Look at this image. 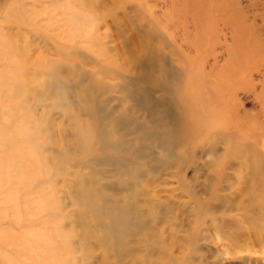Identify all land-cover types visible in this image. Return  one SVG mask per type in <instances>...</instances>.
Returning a JSON list of instances; mask_svg holds the SVG:
<instances>
[{
    "label": "rangeland",
    "instance_id": "rangeland-1",
    "mask_svg": "<svg viewBox=\"0 0 264 264\" xmlns=\"http://www.w3.org/2000/svg\"><path fill=\"white\" fill-rule=\"evenodd\" d=\"M133 33L164 58L148 82L128 53L140 47L121 54L115 40ZM164 66L176 74L170 90ZM80 71L111 85L93 93L99 106ZM113 110L170 143V157L134 160V181L100 161L113 153L98 156L92 114ZM130 129L116 143L131 147ZM248 146L264 155V0H0V264H264V194L244 181ZM84 177L132 185L134 195L102 192L142 226L120 259L76 217Z\"/></svg>",
    "mask_w": 264,
    "mask_h": 264
},
{
    "label": "bare ground",
    "instance_id": "bare-ground-1",
    "mask_svg": "<svg viewBox=\"0 0 264 264\" xmlns=\"http://www.w3.org/2000/svg\"><path fill=\"white\" fill-rule=\"evenodd\" d=\"M131 38L132 39L130 41H128V39L127 41L121 40L120 38H117L115 40L116 41L118 40L117 43L121 51V54H124L125 52L124 48L129 43H133L138 47H140L138 55H135L132 51L128 53H130V55L132 56V59H130L131 62L136 63V68L139 73V75H137V79L139 77V80L147 81L149 78L145 76V72H147L146 70L149 69V66L154 61L164 60V58L160 57L158 53L153 50H150L151 57H148L149 54L148 50L144 49L145 46L144 44L139 43V37L133 33V36ZM144 54H147V56H145ZM106 71H110V70L104 67L103 69H100L98 73L106 77L103 74ZM110 72L114 73L113 71ZM80 75L82 76L83 81L88 82V85L85 87L83 91V93L88 96L86 101L92 104L91 105L92 107L99 106V103L96 104V101L98 100L95 97H93V93L100 94V93L109 92L111 90L110 87L111 85L106 84L105 82L101 81L96 75L89 74L86 71H80ZM162 78H163V82L162 85H160V87L163 88V90H168V89L170 90L175 79H177L175 72H173L172 70L171 72L168 71L166 66H164ZM133 83L136 84L135 82ZM145 87L149 89L147 85ZM147 95L150 100H153L150 92L147 91ZM164 98L166 97L164 96ZM122 101H124V99H122ZM141 102L142 101L138 100L137 104H140ZM147 102L148 101H145V103L143 104H146ZM118 110L105 112L100 119L97 117L99 116L101 111L99 112L98 116H96L94 113L92 114L91 119L92 121H95V124L97 126V130L93 132V137L94 140L95 139L97 140L96 143L100 144V151H99L100 154H98V156L103 153L107 154V152L113 153L109 155L99 156L102 158L100 161H103L105 164L107 163L111 164L114 167L116 173L122 178H127V179L131 178L134 181L139 177L140 172L142 171L141 167L138 164H135L136 161L134 160L142 158L145 155V153L153 154L158 149L165 158L170 157L169 156L170 151H168L167 148L168 144L170 143L161 142L158 137H155V134L152 135L149 134L148 132H145L147 131L146 126L139 125V123L133 124L132 126L134 128L130 129L129 128L130 124L127 122L124 115L125 112H127V110L126 111L122 110V112L119 111V113H117ZM156 113L157 112L154 113L153 108H151V112L148 114V116L152 118V116H154ZM165 116L168 115L165 114ZM106 120H109L112 123L109 125V127L104 126ZM98 123L100 125H98ZM128 129L133 130L132 133H134V135H138L134 143L131 144V147H129L130 143L128 145L116 143L117 140H119L124 136L122 135V133H126ZM215 147L216 146L211 143V146L209 148L214 149ZM248 147L249 150L245 148L248 157L246 158L245 161V164L247 166V173L244 176V181L247 184L253 186L257 192L261 191L262 192L261 194H264V155L261 153L259 149H255L254 146H248ZM119 153L131 154V156L133 155L134 157L124 158L118 155ZM89 163L90 162L86 164ZM91 164L98 165L100 164V162L97 159H93V161H91ZM152 167L154 166L152 165ZM99 174L101 173L97 171H93V174L90 177H96ZM87 180H91L90 192L85 187V183ZM97 181L98 180H94L92 178H88V179L86 177L81 178V185H80L81 190L79 193L77 192L76 197L81 199V202L82 204H84L83 207L85 209L83 210L84 212L82 211L81 213H78L76 217L78 218L79 222L84 225H86V222L88 221L94 222L92 231L94 234L97 235V242H98L97 244L99 245V247L106 249L112 248L114 250L115 256L118 259H120V256L124 255L122 253V248H123L122 245L125 243L126 239H131L125 245L124 249L125 251H127L126 247L129 244H131V241L135 239L136 236L142 234V229H140L142 228V226L138 222L139 221L138 216H136L138 223H136L134 220L133 221L130 220L133 217V215L128 212V211L133 212L130 207L125 205V208L123 209H126V211L120 210L111 201L112 199H110V201L107 202L108 198L105 195H103L102 192H105V190L108 189L114 193H117L116 192L117 190L124 189L126 191L127 190L130 191L131 195H134L133 188H131L132 185H130L129 182L126 180H124L121 183H109L107 188L106 186L103 185L99 186V184H97L98 183ZM91 193H94V195H92ZM89 194H91V196ZM96 194L101 195L103 199V203L99 207L98 206L96 207L94 201V196ZM129 198L133 199L131 197ZM127 201H129V199L125 200L123 203L126 204ZM103 217H108L110 219L111 223L108 226L99 223L100 219ZM85 227L87 228V225ZM142 236L140 237V239L143 240L144 247L149 246V244L151 243L149 238H151V236L148 235L147 236L142 235ZM97 244L91 246L96 247ZM151 245H153V243H151ZM88 260L92 261L91 259L85 258V264H89L87 263ZM132 263L135 264L136 262L132 261Z\"/></svg>",
    "mask_w": 264,
    "mask_h": 264
}]
</instances>
